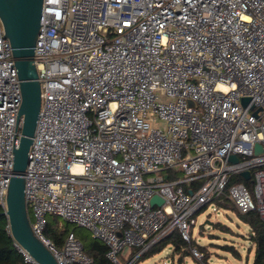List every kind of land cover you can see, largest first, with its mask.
I'll use <instances>...</instances> for the list:
<instances>
[{
  "label": "built area",
  "instance_id": "1",
  "mask_svg": "<svg viewBox=\"0 0 264 264\" xmlns=\"http://www.w3.org/2000/svg\"><path fill=\"white\" fill-rule=\"evenodd\" d=\"M34 60L42 102L25 197L58 264L94 260L74 233L60 249L45 238L50 215L88 229L111 264H135L174 232L199 244L196 215L211 204L264 222V0H44ZM22 101L0 19L5 211Z\"/></svg>",
  "mask_w": 264,
  "mask_h": 264
},
{
  "label": "water",
  "instance_id": "2",
  "mask_svg": "<svg viewBox=\"0 0 264 264\" xmlns=\"http://www.w3.org/2000/svg\"><path fill=\"white\" fill-rule=\"evenodd\" d=\"M44 0H0V19L9 40L15 59L16 69L22 90V105L19 119H23L22 137L14 152L13 176L7 195L5 215L9 221L14 240L40 264H58L49 248L34 234L28 214L25 197V173L29 164V152L33 144L41 111V84L34 60L35 47L41 28ZM247 106L250 98H242ZM253 108V107H252ZM257 146V152H262ZM237 162L235 156L231 157ZM243 176L249 179L250 173ZM159 196H154L152 204H163ZM206 221L204 225H212Z\"/></svg>",
  "mask_w": 264,
  "mask_h": 264
},
{
  "label": "trees",
  "instance_id": "3",
  "mask_svg": "<svg viewBox=\"0 0 264 264\" xmlns=\"http://www.w3.org/2000/svg\"><path fill=\"white\" fill-rule=\"evenodd\" d=\"M170 176V180L180 179L183 177L181 171H166ZM187 192H190V188H185ZM222 207H229L235 209V207L225 201L221 204ZM238 217L246 224L250 230L249 242L251 243L250 249H248L246 255V261L248 263L249 255L253 253L252 264H264V222L260 218L257 211L241 214L236 209ZM5 208L0 206V264H24L23 258L15 246V240L10 233L9 221L5 215ZM60 219L57 216H48V224L45 230V238L50 240L58 249L62 248L65 240L70 233H74L77 238L83 244L84 252L93 258L94 264H111L107 258L109 248L100 240L91 237H86L78 231V227L73 226L70 223H60ZM214 230H220L224 233H234L228 226L222 223H215ZM190 246L201 249L199 252L203 255L202 259L198 261L199 264H211L210 256L205 252L203 246H200L195 241H192L191 245L184 242L178 232H174L168 238L162 240L158 244L152 246L147 252H145L140 259H146L165 251L168 247L173 249L174 254L182 253L192 255ZM222 250L230 254L235 260L241 261L243 259V253L236 248L234 244L220 246ZM128 254V253H127ZM127 256V255H126ZM126 256L123 259H126ZM130 256V254H129ZM195 259V258H194Z\"/></svg>",
  "mask_w": 264,
  "mask_h": 264
},
{
  "label": "rangeland",
  "instance_id": "4",
  "mask_svg": "<svg viewBox=\"0 0 264 264\" xmlns=\"http://www.w3.org/2000/svg\"><path fill=\"white\" fill-rule=\"evenodd\" d=\"M174 171V170H172ZM162 172L154 173L151 176L161 175ZM217 205L211 204L196 215V226L194 227V238H199V245L209 254L211 264H252L253 253L249 255L248 263L246 255L250 249L249 240L250 230L238 217L237 212L232 207H221L220 211H216ZM206 221L213 223L212 225H204ZM60 223L64 224V220L60 219ZM215 223H222L228 226L234 233H224L220 230H214ZM75 226V225H73ZM78 227V226H77ZM78 231L86 236L91 237V232L82 227H78ZM234 244L237 249L243 253L241 261L235 260L230 254L226 253L220 246ZM199 249V247H198ZM202 251L201 249H199ZM198 250V251H199ZM132 251V249L130 250ZM137 252L135 251V255ZM193 255V254H192ZM194 256V255H193ZM121 263H126L123 254L119 255ZM195 258V259H194ZM196 257L189 254H174L173 249L168 247L165 251L146 259H138L135 264H199Z\"/></svg>",
  "mask_w": 264,
  "mask_h": 264
},
{
  "label": "crops",
  "instance_id": "5",
  "mask_svg": "<svg viewBox=\"0 0 264 264\" xmlns=\"http://www.w3.org/2000/svg\"><path fill=\"white\" fill-rule=\"evenodd\" d=\"M176 171H180V170H177V169H176ZM182 178H183V177H182ZM182 178H181V179H182ZM184 187H185V188H186V187H187V188H190L188 184H186ZM133 252H135V250H132V251L129 250V251H127L128 255H129V254L131 255Z\"/></svg>",
  "mask_w": 264,
  "mask_h": 264
}]
</instances>
